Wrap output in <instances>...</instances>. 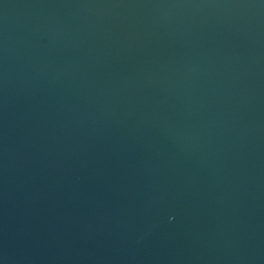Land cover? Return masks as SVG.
Returning <instances> with one entry per match:
<instances>
[{
    "label": "water",
    "instance_id": "1",
    "mask_svg": "<svg viewBox=\"0 0 264 264\" xmlns=\"http://www.w3.org/2000/svg\"><path fill=\"white\" fill-rule=\"evenodd\" d=\"M0 264H264V0H0Z\"/></svg>",
    "mask_w": 264,
    "mask_h": 264
}]
</instances>
